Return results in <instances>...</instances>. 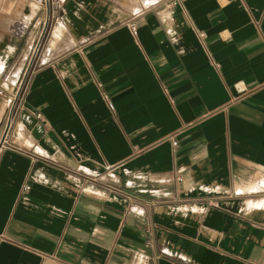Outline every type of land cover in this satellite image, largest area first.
<instances>
[{"label":"crops","instance_id":"1","mask_svg":"<svg viewBox=\"0 0 264 264\" xmlns=\"http://www.w3.org/2000/svg\"><path fill=\"white\" fill-rule=\"evenodd\" d=\"M144 1L47 0L0 264H264V0ZM0 9L1 140L42 2Z\"/></svg>","mask_w":264,"mask_h":264},{"label":"built area","instance_id":"2","mask_svg":"<svg viewBox=\"0 0 264 264\" xmlns=\"http://www.w3.org/2000/svg\"><path fill=\"white\" fill-rule=\"evenodd\" d=\"M131 29L133 31V33H136L137 32V26L135 23H131ZM33 62H31L30 65L27 66V68L25 69V72H24V77L23 79L20 81L18 87L16 89H12L11 92L9 93L11 95V99H12V102H11V105H10V109H9V113H8V116L6 118V126H5V129H4V132L2 134V137H1V140H0V151L8 146V142H7V137H8V133H9V130L11 128V124L13 122V118H14V111H15V108H16V101H17V98L24 92L25 90V85H26V80H27V77L29 75V73L33 70V67H32V64ZM3 91L0 89V94L2 93ZM110 106L113 107V103L110 102ZM177 144V141L176 140H173V145L175 146ZM176 180H181V178L177 177ZM25 189H29V186H25L24 187Z\"/></svg>","mask_w":264,"mask_h":264},{"label":"rangeland","instance_id":"3","mask_svg":"<svg viewBox=\"0 0 264 264\" xmlns=\"http://www.w3.org/2000/svg\"><path fill=\"white\" fill-rule=\"evenodd\" d=\"M134 1L138 4V2L141 1V0H134ZM142 1L145 2L144 0H142ZM41 2H42V10H41V32H43L44 29H45V31L48 29L49 21H48V24L46 26V21H47V0H41ZM7 12H9V11H7V10L2 11L0 9V23H1L2 16H4ZM45 31H44V34L41 35V39L36 42V44L34 46V49H33V52H32L31 61H30V63L28 65H30L31 62H33L32 64H34V62L37 60V58L39 57V55H41V52H42V49H43V44H44V42H43V39L44 38L43 37L45 35ZM8 88L11 89L12 86L10 85Z\"/></svg>","mask_w":264,"mask_h":264},{"label":"water","instance_id":"4","mask_svg":"<svg viewBox=\"0 0 264 264\" xmlns=\"http://www.w3.org/2000/svg\"><path fill=\"white\" fill-rule=\"evenodd\" d=\"M48 21H49V10H48V17H47V21H46V26L48 24ZM44 31H45V29H44ZM44 31L42 32V35L44 34Z\"/></svg>","mask_w":264,"mask_h":264},{"label":"bare ground","instance_id":"5","mask_svg":"<svg viewBox=\"0 0 264 264\" xmlns=\"http://www.w3.org/2000/svg\"><path fill=\"white\" fill-rule=\"evenodd\" d=\"M36 44V43H35ZM32 55V54H31Z\"/></svg>","mask_w":264,"mask_h":264}]
</instances>
